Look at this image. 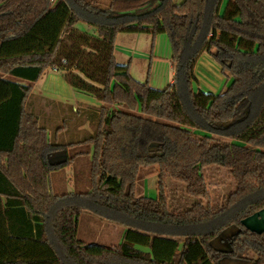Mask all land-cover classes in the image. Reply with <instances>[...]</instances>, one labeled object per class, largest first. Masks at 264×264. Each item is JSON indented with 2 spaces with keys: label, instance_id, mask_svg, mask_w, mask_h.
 I'll use <instances>...</instances> for the list:
<instances>
[{
  "label": "trees",
  "instance_id": "obj_1",
  "mask_svg": "<svg viewBox=\"0 0 264 264\" xmlns=\"http://www.w3.org/2000/svg\"><path fill=\"white\" fill-rule=\"evenodd\" d=\"M224 1L115 0L101 9L84 0H0V264H221L250 251V264H264V232L241 223L264 208V0H226L222 11ZM84 20L96 34L75 27ZM119 33L166 34L175 81H138L116 58ZM204 52L227 81L217 93L194 89ZM47 69L103 103L71 109L73 125L88 120L93 132L60 143L27 108ZM92 146L87 189L53 193L50 174L88 158ZM71 147L65 161L51 162ZM141 167L157 168L156 197L137 195ZM212 167L235 183L224 202L209 189ZM175 191L189 198L172 207ZM74 196L162 230L129 225L116 246L84 243L78 222L86 206ZM218 218L202 233L165 235ZM228 225L238 231L219 250L212 241Z\"/></svg>",
  "mask_w": 264,
  "mask_h": 264
},
{
  "label": "crops",
  "instance_id": "obj_2",
  "mask_svg": "<svg viewBox=\"0 0 264 264\" xmlns=\"http://www.w3.org/2000/svg\"><path fill=\"white\" fill-rule=\"evenodd\" d=\"M90 2L91 4L97 6L101 9H107L111 3L115 0H84ZM80 9V7H79ZM87 10V9H86ZM84 14H83V13ZM82 16L85 17V13L87 11L84 8L81 10ZM89 13V12H88ZM79 23H85L86 21H79L75 27L78 28L80 31L87 32L85 29L79 27ZM87 25H89L87 23ZM90 26V25H89ZM92 27V26H90ZM94 28V27H93ZM95 31V30H94ZM89 33V32H88ZM92 34V33H91ZM93 34H96L93 33ZM122 35H129L127 42L129 43L132 41L134 46L138 45L144 48L145 50L150 49V53H153V49L156 45V36L155 39L152 37L151 34L147 33H119L117 35L116 43H115V54L116 58L119 62V58H127L125 54L119 52V49L127 50V47H119L120 44V37H125ZM147 37V38H145ZM149 37V38H148ZM121 46V45H120ZM123 46V45H122ZM128 47H131L128 45ZM119 48V49H117ZM125 48V49H123ZM138 48V47H136ZM131 51V50H127ZM144 56L150 58V64L153 62V56L149 54H145ZM156 58L157 62H160L158 56ZM171 59V54H170ZM132 58H129L128 64L130 65V72H132ZM136 66V65H135ZM170 71L171 75L168 73L165 79L168 84L173 83L175 81L176 76V68L170 62ZM173 75V76H172ZM195 75L198 78V85H194V89H203L212 92H219L221 91L224 86L226 85V78L224 74L221 72L220 65L212 58V56L206 52H204L196 66H195ZM149 68L147 70L146 80L150 79ZM167 84V85H168ZM158 86V85H155ZM94 97V96H93ZM103 103L99 101L97 98H92L88 96V94H81L76 91L66 80L64 77V72L62 70L56 69H47L44 74L40 77V79L33 83L32 93L30 94L27 100V108L32 110L35 114H38L39 110L43 108L45 110L46 116H48L49 121L46 123L48 128V133L51 135V132H55V139H57L60 143H70L76 141L78 139V134L87 130L88 132H93V128L90 125L88 120H85L84 123L79 122L78 124L73 125V127L67 128V125L64 119L61 117L65 113V110L77 111L79 107L84 106H96L99 107ZM60 117V125L54 128V124L52 123L54 118ZM66 126V127H65ZM58 130V132H57ZM54 132L52 134H54ZM72 144V143H71ZM74 148L77 145H72ZM83 145L77 146V148ZM73 151V148H68L67 150H60L53 153L50 156L51 162H60L68 158L70 153ZM93 155V146L91 147L89 157H81L78 158L76 162H73L66 166L63 169L64 173L69 180L71 181L69 187L65 193H72L77 190L76 181H72V177L76 176V172L78 173L81 171L83 165H87V160H90ZM86 158V160H84ZM157 172V168H154ZM147 172L145 175L143 189L144 194L152 188L157 189V179L155 178V173L149 174ZM51 176V174H50ZM75 179V178H74ZM51 184V183H50ZM52 188V185H51ZM64 194V193H62ZM61 195V194H58ZM87 197L81 196H74L71 197V202H76L77 204H84L86 206L85 209L82 211L79 222H78V238L84 243H97L106 247H113L118 245L123 238L124 232L127 227L130 225L139 226V224L134 223L131 219L124 218V216L118 217L112 214L104 213L103 211L99 210L98 208L95 209L91 207H87L85 205L84 200H88ZM128 219V220H127ZM99 230V234H96L95 231ZM221 234L219 235V237ZM217 239V238H216ZM212 241V245L214 246L215 240Z\"/></svg>",
  "mask_w": 264,
  "mask_h": 264
},
{
  "label": "rangeland",
  "instance_id": "obj_3",
  "mask_svg": "<svg viewBox=\"0 0 264 264\" xmlns=\"http://www.w3.org/2000/svg\"><path fill=\"white\" fill-rule=\"evenodd\" d=\"M178 2H181L183 0H176ZM225 3L226 0L223 3L222 6V11L224 10L225 7ZM79 27H81L82 29H85L87 32L89 33H95L96 31L95 28L90 27L89 25H87V23H79L78 25ZM125 37H120V44L119 47H127V50H131V51H127V50H122L119 49V52H122L123 54H125V56H127V58H119V62L120 63H124V64H128L129 62V58H132V63H133V67H132V72L131 74L140 82H145L146 81V75H147V70L149 68V73H150V79L151 82L150 84L155 87V88H164L167 86L168 82L165 81V79L167 78V74L169 73L171 75V71H170V54H171V47H170V43L168 40V36L166 34H159L157 35L158 37H156V45L155 48L153 49V53H150V49L145 50L144 48H142L141 46H134V43H132V41H130L129 43L127 42L129 35H122ZM147 38V37H145ZM149 38V37H148ZM121 45V46H120ZM123 45V46H122ZM128 45H130L131 47H128ZM138 47V48H136ZM125 49V48H123ZM145 54H149L153 56V62L152 64H150V58L144 56ZM158 56L159 61H156V57ZM136 65V66H135ZM173 76V75H172ZM158 85V86H155ZM77 92L81 93V94H86L87 93H83L80 92L78 90H76ZM208 91V90H206ZM88 96L93 97L91 94H88ZM38 115H40L41 119H42V123H47L49 121L48 116H46L45 114V110L40 109L38 112ZM66 125L69 127H73L74 124V120H77V118L74 116V113H72V111L70 110H65V113L63 114V116H61ZM52 123L54 124V128H56L57 126L60 125V117L54 118ZM70 129V128H69ZM54 132V131H53ZM51 132V133H53ZM84 135L83 132L78 134V137H82ZM86 160V158L84 159ZM88 167V160H87V165H83L82 166V170L79 171L75 176L72 177V181H76V187L77 189L80 190H86L87 187L89 186V178L87 176V173L85 170H87ZM157 167V166H155ZM150 172L149 174L155 173V178L158 180V172L155 171L154 167H141L140 171H139V175L136 181V193L138 196H143L146 195L148 197H156L157 196V189L156 188H152L150 190V192H146L144 194V189H143V183H144V179H145V175L147 174V172ZM206 175L208 176V180H209V189L212 193V196L214 199H216L218 202H224L225 198L227 197V195L235 188V183L233 182V180L231 179L228 171L226 169H218L216 167H212L210 169H208L206 171ZM75 178V179H74ZM70 178H68L66 176V174L64 173L63 170L61 171H54L51 173L50 176V183L52 185V192L55 194H62L65 193L69 187L70 184ZM170 185H175V186H180L181 183L178 182H172L169 181ZM185 196L187 199L189 198L187 195H185L183 192L179 191H175L174 192V196H171V206L174 207L175 204H179V201L182 199V197ZM86 201V200H84ZM85 205L89 206V204L87 202H84ZM220 223V218L212 221V222H208V223H202V224H197V225H192V226H185V227H177V228H169L171 230H169L167 232V236H173V235H185L188 233H202L203 231L205 232V230L210 229L211 227L218 225ZM157 225H139L138 227L141 229H147V227H152L153 229H155V231H160L162 230V228H158L155 227ZM159 226V225H158ZM162 227V226H161ZM166 228V227H164ZM154 231V230H152ZM238 231L237 226L235 225H228L226 228H224L223 232L221 233V236L217 237V239L215 240V248L219 249V250H229L230 249V243H229V238ZM96 234H99V230L95 231ZM247 258L246 260L244 259H234V258H224L222 259L220 262L221 264H250L251 261H249L248 259H256L257 255H255L254 252L250 251L247 254Z\"/></svg>",
  "mask_w": 264,
  "mask_h": 264
},
{
  "label": "water",
  "instance_id": "obj_4",
  "mask_svg": "<svg viewBox=\"0 0 264 264\" xmlns=\"http://www.w3.org/2000/svg\"><path fill=\"white\" fill-rule=\"evenodd\" d=\"M66 160V159H65ZM63 160V161H65ZM62 162V161H60ZM59 163V162H58ZM243 226L252 232L261 234L264 232V208L254 212L253 214L241 220Z\"/></svg>",
  "mask_w": 264,
  "mask_h": 264
},
{
  "label": "built area",
  "instance_id": "obj_5",
  "mask_svg": "<svg viewBox=\"0 0 264 264\" xmlns=\"http://www.w3.org/2000/svg\"><path fill=\"white\" fill-rule=\"evenodd\" d=\"M66 60H64V62H65Z\"/></svg>",
  "mask_w": 264,
  "mask_h": 264
},
{
  "label": "flooded vegetation",
  "instance_id": "obj_6",
  "mask_svg": "<svg viewBox=\"0 0 264 264\" xmlns=\"http://www.w3.org/2000/svg\"><path fill=\"white\" fill-rule=\"evenodd\" d=\"M215 247V246H214Z\"/></svg>",
  "mask_w": 264,
  "mask_h": 264
}]
</instances>
